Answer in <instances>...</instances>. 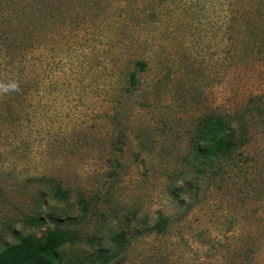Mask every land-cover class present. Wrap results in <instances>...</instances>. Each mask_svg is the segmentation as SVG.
I'll return each mask as SVG.
<instances>
[{
	"label": "rangeland",
	"instance_id": "obj_1",
	"mask_svg": "<svg viewBox=\"0 0 264 264\" xmlns=\"http://www.w3.org/2000/svg\"><path fill=\"white\" fill-rule=\"evenodd\" d=\"M8 82L19 90L0 93V251L70 219L83 240L62 264H92L120 233L109 264H264V126L247 108L264 94V0H0ZM209 113L245 116L240 155L194 162ZM97 196L84 217L80 197ZM161 216L167 228L148 233Z\"/></svg>",
	"mask_w": 264,
	"mask_h": 264
},
{
	"label": "trees",
	"instance_id": "obj_2",
	"mask_svg": "<svg viewBox=\"0 0 264 264\" xmlns=\"http://www.w3.org/2000/svg\"><path fill=\"white\" fill-rule=\"evenodd\" d=\"M136 70L128 75L129 87L134 89L138 85V74L145 72L147 63L138 61L135 64ZM258 103L251 101L248 105V112H252L254 116L259 118L262 126H264V94L256 96ZM245 116H239L238 120L232 117L226 118L218 113L206 114L199 125L195 129L194 138L192 139V157L194 162L200 164V161L212 155L221 154L224 157L233 159L241 154V147L244 145V137L239 139L238 130L234 128L238 124L239 130L242 128V121ZM237 121V122H236ZM244 135V134H243ZM117 167H120L118 161H114ZM200 165H198V168ZM116 171L112 170L108 173L109 177H114ZM54 196L59 200H66L68 194L60 185L53 187ZM174 198L181 204L183 200L178 198V194H174ZM91 204L87 199L80 197L78 201L79 209L82 215L87 216L98 204V196L93 199ZM169 223L167 217H159V219L149 227H146L148 233H161ZM27 224L30 227L41 228L45 225V218L41 216H33L28 218ZM53 227L48 229L46 233L40 237L28 235L19 240V242L6 245L0 251V264H62V249L66 246H73L83 240L79 222L74 220H52ZM85 241L94 245V238L87 237ZM128 240L124 234H117L111 238L113 251L109 252L103 249H97L91 256L92 264H109L115 260Z\"/></svg>",
	"mask_w": 264,
	"mask_h": 264
},
{
	"label": "clouds",
	"instance_id": "obj_3",
	"mask_svg": "<svg viewBox=\"0 0 264 264\" xmlns=\"http://www.w3.org/2000/svg\"><path fill=\"white\" fill-rule=\"evenodd\" d=\"M18 90L19 88L16 82L0 83V93H9Z\"/></svg>",
	"mask_w": 264,
	"mask_h": 264
}]
</instances>
